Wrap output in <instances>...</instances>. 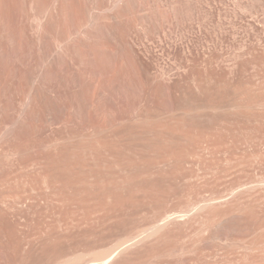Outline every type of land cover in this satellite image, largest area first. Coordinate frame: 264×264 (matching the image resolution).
Masks as SVG:
<instances>
[{
	"label": "rangeland",
	"instance_id": "rangeland-1",
	"mask_svg": "<svg viewBox=\"0 0 264 264\" xmlns=\"http://www.w3.org/2000/svg\"><path fill=\"white\" fill-rule=\"evenodd\" d=\"M61 1L0 0V264H264V0Z\"/></svg>",
	"mask_w": 264,
	"mask_h": 264
},
{
	"label": "bare ground",
	"instance_id": "bare-ground-1",
	"mask_svg": "<svg viewBox=\"0 0 264 264\" xmlns=\"http://www.w3.org/2000/svg\"><path fill=\"white\" fill-rule=\"evenodd\" d=\"M26 1L30 5H32L34 2V0H26ZM44 1H45V4H50L49 5L50 7L53 6L55 3V0L54 1L44 0ZM94 1L96 2V0H94ZM97 1H99V0H97ZM122 1L124 2L123 8L125 11H131L132 6L137 3L136 0H122ZM177 1L178 0H167V3L165 5H163L162 0H158L157 3L160 7H164L165 11L170 13L171 9L176 10ZM99 2L102 3V1H99ZM96 3L99 4L98 2H96ZM100 4H99V6H100ZM109 5L111 6L112 4L109 3ZM161 5H163V6H161ZM61 10H62V13L64 15V19H66V20L69 17V15H72L73 17L76 16V18H78V16H81V17L83 16L85 19L86 18L89 19L88 24L90 26H93V24L95 23V21L93 19V14H92V7L90 8V5L87 3L86 0H62L61 1ZM118 12H120V11H118ZM117 13H114V15H117ZM3 18H4V14L1 13V6H0V23L3 21ZM42 25L43 24H41V23L38 24V34H37L35 44L43 47V45L46 41V40H44V38L46 39L48 36L49 41H51V42H52V38L47 32V28L46 29L43 28ZM54 25L56 27V24H54ZM98 29L96 28L95 30H93L94 40H97V39L99 40V38L101 36V33L99 32ZM18 31H20V30L18 29L17 32H15V37L13 38L14 39L13 42H16V44L13 43L14 45L12 46L13 59H14L13 65H14L15 72H16L15 83L18 84L23 89L27 80H29L31 83L36 85V83L39 80V77H41V76H40L39 70H37L36 72H33V71L28 72L26 70V68L23 66L21 49H20L19 44H18V41H20L19 38L21 37V31L20 32H18ZM90 34H92V31L90 32ZM62 35L65 36V38L68 37L66 32H64ZM16 39H17V41H16ZM81 39H82V41L86 42L85 38H81ZM6 40H7L6 44L10 45V41H11L10 36H7ZM51 42H49V43H51ZM52 44H54V42H52ZM2 56H4V53H2V55L0 57H2ZM0 67H1V64H0ZM172 220H173L172 218H168L165 222H172ZM163 228H164L163 225H159L157 227V231L159 232ZM136 243H138V241H135L133 244L128 245L121 252L125 251L126 249H129L132 245H134ZM111 259L112 258L108 256V257L104 258V260H102L99 264H109Z\"/></svg>",
	"mask_w": 264,
	"mask_h": 264
}]
</instances>
